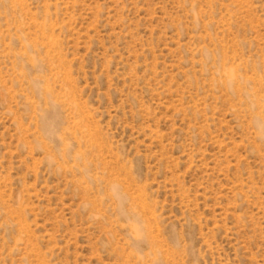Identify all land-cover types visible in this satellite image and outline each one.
Wrapping results in <instances>:
<instances>
[{"label":"rangeland","instance_id":"rangeland-1","mask_svg":"<svg viewBox=\"0 0 264 264\" xmlns=\"http://www.w3.org/2000/svg\"><path fill=\"white\" fill-rule=\"evenodd\" d=\"M0 264H264V0H0Z\"/></svg>","mask_w":264,"mask_h":264},{"label":"clouds","instance_id":"clouds-1","mask_svg":"<svg viewBox=\"0 0 264 264\" xmlns=\"http://www.w3.org/2000/svg\"><path fill=\"white\" fill-rule=\"evenodd\" d=\"M210 53V57H211ZM244 77L242 70L237 65H232L227 72L222 76V86L225 89L231 90L235 93L238 89L243 87Z\"/></svg>","mask_w":264,"mask_h":264}]
</instances>
